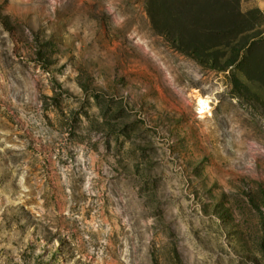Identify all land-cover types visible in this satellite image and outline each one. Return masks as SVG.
<instances>
[{
  "label": "rangeland",
  "instance_id": "374dc122",
  "mask_svg": "<svg viewBox=\"0 0 264 264\" xmlns=\"http://www.w3.org/2000/svg\"><path fill=\"white\" fill-rule=\"evenodd\" d=\"M214 3L0 0V264H264V0Z\"/></svg>",
  "mask_w": 264,
  "mask_h": 264
},
{
  "label": "bare ground",
  "instance_id": "6f19581e",
  "mask_svg": "<svg viewBox=\"0 0 264 264\" xmlns=\"http://www.w3.org/2000/svg\"><path fill=\"white\" fill-rule=\"evenodd\" d=\"M201 101H203V103H201ZM198 106H199V113H205L206 111H208V109H209V105H208V103H207V101L206 100H204V99H198ZM201 109H203V110H201Z\"/></svg>",
  "mask_w": 264,
  "mask_h": 264
},
{
  "label": "trees",
  "instance_id": "16d2710c",
  "mask_svg": "<svg viewBox=\"0 0 264 264\" xmlns=\"http://www.w3.org/2000/svg\"><path fill=\"white\" fill-rule=\"evenodd\" d=\"M207 3L211 4V5H215L214 0H205ZM236 7H239V3L236 1Z\"/></svg>",
  "mask_w": 264,
  "mask_h": 264
},
{
  "label": "snow or ice",
  "instance_id": "6c2138e0",
  "mask_svg": "<svg viewBox=\"0 0 264 264\" xmlns=\"http://www.w3.org/2000/svg\"><path fill=\"white\" fill-rule=\"evenodd\" d=\"M201 103H203V101H201ZM201 110H203V109H201Z\"/></svg>",
  "mask_w": 264,
  "mask_h": 264
}]
</instances>
